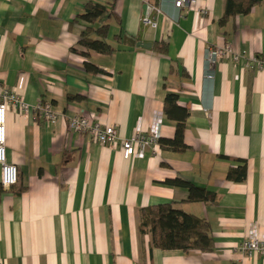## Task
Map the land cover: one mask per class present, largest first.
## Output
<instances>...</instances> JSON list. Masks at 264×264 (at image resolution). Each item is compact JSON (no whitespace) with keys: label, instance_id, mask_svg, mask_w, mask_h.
Here are the masks:
<instances>
[{"label":"crops","instance_id":"crops-1","mask_svg":"<svg viewBox=\"0 0 264 264\" xmlns=\"http://www.w3.org/2000/svg\"><path fill=\"white\" fill-rule=\"evenodd\" d=\"M86 1L0 0V88L29 104L48 101L58 114L47 122L7 111L6 156L18 180L0 199V264H264L236 249L250 231L264 235V67L248 65L264 58V0L224 25L225 0H192L180 10L158 0L159 12L153 0H115L107 35L115 51L89 57L98 73L71 50ZM145 13L156 26L142 21ZM159 42L166 53L153 49ZM224 45L239 60L208 70L206 48ZM166 92L189 110L184 151L157 143L125 159L120 143L67 128L69 117L85 114L121 138L156 123L159 137L171 138ZM237 158L246 160L242 182L225 178ZM177 176L213 191L215 201H187L185 188L164 183ZM164 202L208 221L211 251L151 247V235L138 232L139 210Z\"/></svg>","mask_w":264,"mask_h":264},{"label":"trees","instance_id":"trees-1","mask_svg":"<svg viewBox=\"0 0 264 264\" xmlns=\"http://www.w3.org/2000/svg\"><path fill=\"white\" fill-rule=\"evenodd\" d=\"M262 0H225L224 11L219 19V24L224 25L229 17L245 14L251 7ZM115 0L104 2L87 0L81 13L77 14L73 22L83 26L76 47L71 50L86 58L82 63L83 69L88 73H98L103 70L90 60V53L111 55L115 48L107 41L111 19H115ZM152 5H158V0H153ZM121 38L118 37V40ZM130 42V39L123 38ZM153 49L159 53H166L165 42L155 43ZM69 100H79L80 96L70 95ZM163 113L175 123L174 135L171 138L159 137L157 143L162 149L170 151H184L189 146L184 141V127L189 115L187 107L178 104V95L166 92L163 99ZM236 166L230 167L225 178L242 182L246 178V160L237 158ZM165 184L185 188L187 201L214 202L215 193L204 186L196 185L180 176L166 179ZM6 187L0 183V199ZM138 232L151 235V247L161 250H199L211 251L213 240L210 234L208 221L195 214L184 211L174 202H164L143 207L139 210Z\"/></svg>","mask_w":264,"mask_h":264},{"label":"built area","instance_id":"built-area-1","mask_svg":"<svg viewBox=\"0 0 264 264\" xmlns=\"http://www.w3.org/2000/svg\"><path fill=\"white\" fill-rule=\"evenodd\" d=\"M192 0H173V6L180 10L191 6ZM153 11L159 12V5H151ZM145 24L156 26V22L151 20L145 13L142 17ZM224 58L237 62L240 55L233 51L230 45L209 46L205 50L206 67L210 70L213 65ZM250 67H264V58H251ZM210 77L211 75L208 74ZM10 109H14L21 115L30 116L33 119H43L53 122L58 114L52 109L51 104L45 100H39L35 105L26 102L15 90L0 88V183L4 187L16 184L18 180V168L15 164L8 162L6 156V114ZM159 122V121H157ZM158 123L150 132H142L137 129L130 138H121L114 125L103 124L92 119L85 114H75L68 118L67 128L72 132L86 134L102 145H115L120 143L122 156L129 159L140 154V150L147 146L157 144L159 138ZM236 249L244 254H258L264 257V235H258L255 231H250L239 243Z\"/></svg>","mask_w":264,"mask_h":264},{"label":"water","instance_id":"water-1","mask_svg":"<svg viewBox=\"0 0 264 264\" xmlns=\"http://www.w3.org/2000/svg\"><path fill=\"white\" fill-rule=\"evenodd\" d=\"M147 7V5H144L143 8L145 9ZM138 45H142L143 47H150L151 44L150 43H142V44H138Z\"/></svg>","mask_w":264,"mask_h":264}]
</instances>
